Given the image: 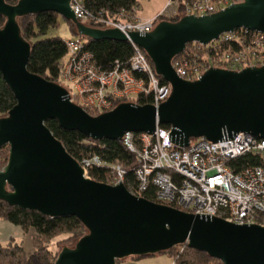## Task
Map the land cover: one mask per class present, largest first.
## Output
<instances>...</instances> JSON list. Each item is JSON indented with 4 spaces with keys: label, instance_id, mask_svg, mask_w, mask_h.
Here are the masks:
<instances>
[{
    "label": "water",
    "instance_id": "water-1",
    "mask_svg": "<svg viewBox=\"0 0 264 264\" xmlns=\"http://www.w3.org/2000/svg\"><path fill=\"white\" fill-rule=\"evenodd\" d=\"M71 0H0V73L15 104L0 117V148L8 157L0 168V200L50 217L75 216L87 228L73 247H63L53 264H115L129 256L158 254L185 243L221 264H264V226L237 224L210 214H192L131 193L119 181L111 185L85 177L78 161L46 127L57 121L93 139L121 140L125 132L152 134L170 126L172 143L190 139L233 140L238 133L264 139V64L239 71L209 67L196 80L181 78L172 60L186 44L206 45L239 28L264 34V0H240L217 12L159 21L150 32L99 29L79 22ZM51 11L76 24L77 33L94 40H130L170 84L157 107L121 102L90 115L70 101L56 82L28 71L31 45L17 18Z\"/></svg>",
    "mask_w": 264,
    "mask_h": 264
},
{
    "label": "built area",
    "instance_id": "built-area-1",
    "mask_svg": "<svg viewBox=\"0 0 264 264\" xmlns=\"http://www.w3.org/2000/svg\"><path fill=\"white\" fill-rule=\"evenodd\" d=\"M212 2L183 1L180 13L207 15L213 8ZM230 2L233 4L235 0ZM173 5L170 1L168 7L172 9ZM70 7L78 21L91 19L102 24V29L118 28L125 35L127 31L150 32L155 26L153 19L138 17L123 22V12L114 17L92 16L81 0H71ZM176 13L162 11L160 14L166 17ZM248 32L251 33L246 36ZM128 41L134 50L128 63L115 62L105 69L84 49L81 37L65 39L67 54L60 66L59 78L69 82L71 102L84 111L93 109L101 113L122 101L137 103L138 97L150 98L148 104L156 107L168 98L170 84L160 81L144 51ZM231 42L239 44L238 49L232 50ZM191 44L195 51L187 54V67L173 65L176 73L186 80L198 79L209 66L238 67L239 63H247L252 67L264 62V34L258 31L239 28L221 34L206 45ZM201 50H204L201 60L196 61L192 54L197 56ZM169 132L170 128L160 129L157 125L152 134H123L121 141L135 163L136 182L131 193L139 195L149 190L159 204L192 214H210L237 224L264 226V139L238 133L233 140L213 143L199 137L190 139L187 146H180L171 142ZM243 155H252L253 163H232ZM91 164L107 167L115 177L114 184L125 181L126 170L120 163L103 164L97 157L80 163L85 177Z\"/></svg>",
    "mask_w": 264,
    "mask_h": 264
},
{
    "label": "trees",
    "instance_id": "trees-1",
    "mask_svg": "<svg viewBox=\"0 0 264 264\" xmlns=\"http://www.w3.org/2000/svg\"><path fill=\"white\" fill-rule=\"evenodd\" d=\"M8 4L14 5L18 0H5ZM83 7L92 15L101 14L103 17H114L121 12L135 13L141 0H81ZM182 7V4H181ZM181 12V10H180ZM180 13L166 16L169 21H176ZM61 16L51 11H44L26 16L18 17L17 23L20 28V34L24 40L31 45L29 60L27 64L28 71L44 77L45 79L58 82L60 66L66 57L67 47L65 40L59 35L47 36L52 28H57ZM62 18V17H61ZM64 19V18H63ZM68 29L74 37H81L84 40V49L89 51L96 62L102 68H109L115 62L120 65L127 64L132 57L134 50L129 41H116L109 39L94 40L81 36L77 33L76 24L71 20L64 19ZM81 22V21H79ZM5 23V17L0 15V27ZM82 24L102 29L103 26L91 19L81 22ZM248 32L247 35H250ZM248 37V41H249ZM246 45V44H245ZM192 44H186L184 51L174 57L175 59L184 55ZM240 45L231 42L232 50L238 49ZM204 50L198 52V55L192 56L196 61L201 60ZM187 56V55H186ZM149 60V59H148ZM150 64L152 62L149 60ZM227 68V67H226ZM229 68V67H228ZM160 78V77H159ZM161 82H165L160 78ZM138 104L144 105L150 103L148 97H138ZM15 98L3 80L0 73V117L14 106ZM90 115L99 114L93 109H88ZM46 127L52 132L64 146L67 153L79 163L86 159L97 157L103 164L120 163L126 170L124 186L134 192V157L125 148L121 140L101 139L93 140L79 131L65 130L59 127L57 121L47 120ZM160 129L170 128L167 124H159ZM0 168L5 165L8 157V146L0 148ZM253 163L252 155H243L232 163ZM87 175L90 179L109 183L111 172L107 167L91 164L87 168ZM136 193V192H135ZM140 196L154 201L152 191H143ZM0 220L7 221L23 229L34 233V251L26 254L21 246L2 245L0 243V264H53L56 256L64 246L73 247V245L88 230L83 223L75 216L50 217L37 211L22 209L17 206H10L5 201L0 200ZM64 235L56 241V250L52 251L48 247V242L53 238ZM160 253H171L174 257V264H221L218 259L208 256L204 252H199L187 247L185 243L174 246L171 249ZM151 256V255H145ZM133 260L140 259L143 256H129ZM119 261V260H116ZM116 264V262H115Z\"/></svg>",
    "mask_w": 264,
    "mask_h": 264
},
{
    "label": "rangeland",
    "instance_id": "rangeland-1",
    "mask_svg": "<svg viewBox=\"0 0 264 264\" xmlns=\"http://www.w3.org/2000/svg\"><path fill=\"white\" fill-rule=\"evenodd\" d=\"M170 1H172V4L174 3V5L172 6L173 7L172 9L170 7H168ZM183 1H185L186 3L187 2L191 3L192 0H141L139 6L136 8L135 13L131 14L129 12H127V13L123 12V14L121 15L122 16L121 20L124 22V21H128L129 19H132L134 17H138L142 20L153 19V23H154V25H156L159 21L167 20L165 18V16L160 14L162 11H165L167 13H169L171 11H175L177 13H180L181 4ZM239 1L240 0H235L234 3L239 2ZM229 4H231L230 0H214V2L211 3V8L213 7L214 9L210 8L211 10L208 11L207 14L217 12V11L221 10L223 6H224L223 8H225ZM193 15L199 16L200 14H199V12H196ZM182 16H185V14L180 13V15L177 19L179 20ZM178 20H176V21H178ZM167 21H169V20H167ZM176 21H170V22H176ZM53 35H59L63 38V40L76 38L71 34L70 30L68 29L67 23L61 17L59 18L58 27L50 29L47 33V36H53ZM194 49L195 48H193V46L189 47V49L187 50V52L184 55H181L180 57H178L177 59L174 60L173 65L176 68H182L185 66L187 67V65L185 63V62H187L186 55L188 53L194 52L195 51ZM263 63H264L263 61L260 63H255V66H261ZM249 66H251V65H249V64L247 65V63H239L238 67L237 66L235 67L232 65L229 67H230V70L231 69L235 70L236 68L242 69V68L249 67ZM209 67H211V66H209ZM214 67H219V68H223V69L228 68V67L225 68L226 65H224V64H220V65L214 66ZM64 81L59 78L58 82H56V83H58L59 85L64 87L66 89V91L68 92L69 91L68 90L69 89L68 88L69 82L66 80H64ZM122 102H125V101H122ZM107 111H109V110H107ZM0 159H2L1 155H0ZM114 183H115V177L111 173L108 184L114 185ZM30 231H31V229H30ZM12 234H14V236H12L11 240H8L7 242L3 241V244H7L10 246L11 245L21 246L24 249L26 254H29L32 251H34L35 247H34V233L33 232L28 233V231H23L22 228L18 227V229ZM62 237H64V235H60L58 237L53 238L51 241H49L48 242L49 249L52 251H55L56 250V245H55L56 241ZM118 260L119 261H116V264H174V257L171 255V253H158V254H153L151 256H143L140 259H134V260L131 257H125V258L118 259Z\"/></svg>",
    "mask_w": 264,
    "mask_h": 264
},
{
    "label": "crops",
    "instance_id": "crops-1",
    "mask_svg": "<svg viewBox=\"0 0 264 264\" xmlns=\"http://www.w3.org/2000/svg\"><path fill=\"white\" fill-rule=\"evenodd\" d=\"M18 229V226H15L7 221L0 220V243L2 245L3 241L11 240L12 236H14V233ZM32 231L28 230V233H31Z\"/></svg>",
    "mask_w": 264,
    "mask_h": 264
}]
</instances>
